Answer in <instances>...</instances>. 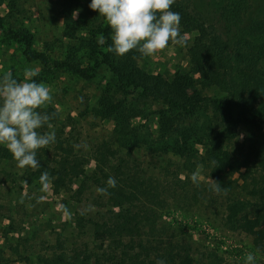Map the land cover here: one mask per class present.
<instances>
[{
    "label": "trees",
    "instance_id": "obj_1",
    "mask_svg": "<svg viewBox=\"0 0 264 264\" xmlns=\"http://www.w3.org/2000/svg\"><path fill=\"white\" fill-rule=\"evenodd\" d=\"M171 10L180 14L182 32L195 35L187 48L189 71L170 79L144 72L139 67L144 57L136 51L123 57L108 52L111 29L103 17L94 16L89 23L83 19L79 0L61 3L63 37L68 39L62 59L34 51L26 31L3 29L23 45L26 61L38 62L47 71H64L85 82L100 68L109 73L91 111L113 124L110 139L83 159L56 137L54 144L37 151L40 167L29 168L25 179L32 183L47 170L54 177L53 193L59 195L88 176L86 166L92 161L93 184L105 187L114 177L117 186L109 189V196H98L105 209L75 217V241L68 252L59 246L61 251L39 257L38 264H156L158 259L166 264H214L210 254L190 241L167 236L158 210L169 205L166 197L179 188L162 182L169 174L165 168L149 175L148 167L132 159L138 150L174 156L185 178L202 164L207 177L229 189L227 195L219 194L225 196L224 225L264 247V0H175ZM43 111L57 113L51 121L56 127L58 110L47 106ZM240 129L244 138L234 146ZM0 159H13L3 145ZM84 187L80 183L74 193L76 204Z\"/></svg>",
    "mask_w": 264,
    "mask_h": 264
},
{
    "label": "rangeland",
    "instance_id": "obj_2",
    "mask_svg": "<svg viewBox=\"0 0 264 264\" xmlns=\"http://www.w3.org/2000/svg\"><path fill=\"white\" fill-rule=\"evenodd\" d=\"M62 1L0 2V75L12 71L15 78L23 80L25 68L36 70L38 75L34 79L50 86L53 102L49 106L59 112V123L54 127L56 137L66 140L73 146L74 152L88 159L96 146L111 136L113 124L93 117L91 111L109 75L108 71L98 69L88 82L69 76L64 71H47L38 62L26 61L22 55L23 45L3 34V29L8 28L26 31L32 37L31 48L34 51L43 52L51 60L62 59L68 43V39L63 37ZM90 3L91 0H79L81 17L88 23L94 16H99L98 12L89 8ZM181 34L185 35V46L169 44L156 56L144 57L139 67L146 73L165 79L172 78L176 73H187V48L195 34L183 33L182 30ZM77 35L87 36L85 32ZM151 122L155 124V119H151ZM59 129L63 130L62 134ZM241 133L243 129L238 131L233 140L234 146L241 142ZM54 154V149L50 148L48 156L51 158ZM132 159L148 167L149 175L167 169L169 174L162 182L179 188L176 195L166 197L169 205L158 210L159 223L166 227L167 236L190 241L200 251L210 254L214 264H244V255L250 252V248L255 250V264L264 263V247L257 248L249 234L224 225L225 196L211 191L204 171L199 186H196L191 182V175L185 178L184 171L179 168L180 162L172 155L155 157L138 150L132 154ZM86 168L87 177L75 180L76 184L67 186L59 195H55L52 184L42 192L39 180L24 183L27 173L31 172L29 168H18L14 159H0V264H38L39 257L61 251L59 246L66 252L71 249L76 236L75 217L80 214L93 216L99 209H105L103 201L98 198L97 187L93 184L95 182L89 177L93 162ZM80 183L85 184V187L80 196L81 202L76 204L74 193ZM202 188V194L195 196L196 191ZM41 196L43 200L39 199ZM62 206L67 207L70 215L64 214Z\"/></svg>",
    "mask_w": 264,
    "mask_h": 264
},
{
    "label": "clouds",
    "instance_id": "obj_3",
    "mask_svg": "<svg viewBox=\"0 0 264 264\" xmlns=\"http://www.w3.org/2000/svg\"><path fill=\"white\" fill-rule=\"evenodd\" d=\"M174 3L175 0H91L89 8L98 12L111 29L112 43L108 52L123 57L136 51L142 57L151 58L169 44L186 45L185 35L180 30L181 16L171 10ZM77 15L78 10L73 12V18ZM37 75L38 72L31 67L24 69L23 80L15 78L12 71L0 75V145L8 150L20 169L39 168L37 151L56 142L51 121L57 113L43 111L52 104L53 95L50 86L36 82L34 77ZM80 102H83L82 97ZM45 126L48 131H41ZM243 138L241 133L239 139ZM211 163L215 165L216 161ZM202 170L203 165L197 164L191 174V182L196 186H199ZM53 179L47 170L41 173L39 183L42 192L49 188ZM208 181L214 193L227 195V187H221L210 176ZM116 186V179L109 177L106 186L96 191L99 195L109 196V189ZM62 208L64 214L70 215L66 206ZM255 259L254 253H245L244 264H255ZM156 264H166V261L158 259Z\"/></svg>",
    "mask_w": 264,
    "mask_h": 264
},
{
    "label": "built area",
    "instance_id": "obj_4",
    "mask_svg": "<svg viewBox=\"0 0 264 264\" xmlns=\"http://www.w3.org/2000/svg\"><path fill=\"white\" fill-rule=\"evenodd\" d=\"M248 251H249V250H248ZM229 252H231V256H232V257H235V256L232 254V251H229ZM242 254H244V252H243ZM244 256H245V255H244Z\"/></svg>",
    "mask_w": 264,
    "mask_h": 264
}]
</instances>
